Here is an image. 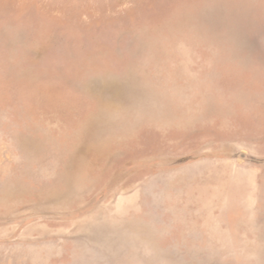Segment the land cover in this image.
Segmentation results:
<instances>
[{"label": "rangeland", "instance_id": "1", "mask_svg": "<svg viewBox=\"0 0 264 264\" xmlns=\"http://www.w3.org/2000/svg\"><path fill=\"white\" fill-rule=\"evenodd\" d=\"M0 264H264V0H0Z\"/></svg>", "mask_w": 264, "mask_h": 264}]
</instances>
